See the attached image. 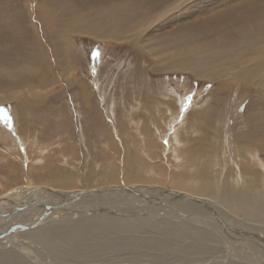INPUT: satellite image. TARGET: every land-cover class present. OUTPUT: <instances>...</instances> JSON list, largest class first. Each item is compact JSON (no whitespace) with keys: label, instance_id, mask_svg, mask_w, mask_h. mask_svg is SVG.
<instances>
[{"label":"bare ground","instance_id":"6f19581e","mask_svg":"<svg viewBox=\"0 0 264 264\" xmlns=\"http://www.w3.org/2000/svg\"><path fill=\"white\" fill-rule=\"evenodd\" d=\"M191 2L194 4L191 5ZM223 2L227 3L225 0H86V4L79 5L77 11L69 10L76 14L75 19L71 20L65 14L68 17L61 15L62 21L49 18L47 10L39 3L36 6V16L33 8H28L27 12L25 5L22 11L16 9L10 14V18L4 10L0 12V33L3 32L2 36L5 35L10 40L25 38L34 44L37 40L34 36L36 31L32 30V26L36 28V22L33 21L35 18L41 20V28L50 38L52 32L58 33L61 30L59 22L67 20L66 32L69 35H87L105 40L106 43L121 40L139 56L141 53L154 55L169 52L160 58L163 65L155 64L153 70L164 72L170 67V71H187L196 79L216 83L211 93L216 96V102L220 103L218 94L227 89L230 83H237L238 89H253L256 93L252 105H244H247V128L241 129L236 136L232 134L231 138L233 144L238 139L246 142L245 147L242 143L241 146H233L231 143L232 151L241 148L239 154L244 159L236 167L235 163L239 161L237 157L222 154L224 158L222 157L219 169L215 166L221 163L220 159H208L212 163L211 171L216 173L213 178H200L205 173L196 171L183 174L170 166L163 170L160 169L162 167L158 168V164H150L151 161H148L143 169L149 167L162 174L160 177L150 171L153 176L144 180L143 175L140 176L142 170L130 165V161L127 163L130 156L125 152L126 160L122 161L121 170L128 185L126 187L120 186L122 182L115 172H109L106 177L114 183L103 187L101 183L106 179L97 177L98 182L92 185L86 177H82L83 182L78 185L73 176L60 180L57 184L50 185L51 187L18 186L10 191L7 188L8 191L0 195V264H264V159L260 157L264 153V0H242L236 6H223L219 12L195 20L194 14L199 6L213 5L212 8L215 9ZM88 3L97 8L86 9L84 6ZM20 6L22 7L21 4ZM180 18L189 20L177 26L178 30L169 27L172 31L168 35H160L159 27L168 26ZM21 19L25 20L28 29L22 27L24 25ZM8 22L13 27L10 34L2 27ZM223 26L227 30L220 34L219 30ZM150 30L154 33L158 30V34L160 33L158 38L152 39L155 40L153 42L148 41L150 38L146 39L152 37ZM67 34L63 33V36ZM206 35L211 38L207 39ZM38 43L40 45L39 40ZM61 47L64 58L72 61L75 56L69 58L68 41L61 42ZM41 55L45 57L44 54ZM55 56L58 58L59 55L56 53ZM44 60L46 59L43 62ZM0 71L7 76L3 72L4 67ZM88 92L85 93L88 95ZM8 93L3 94L0 101L12 99L11 93ZM246 96H241V99ZM203 103L205 109L203 105L202 110L198 107L200 109L195 112L190 108L184 119L187 126L181 124L182 132H186L189 126L188 132L195 134L200 124L193 126L190 123L192 120L194 123L201 120L204 123L202 118L206 116L209 107L207 100ZM109 110L113 115V108ZM190 112L194 113L193 116L197 115L200 121L196 120L197 116L196 119L191 117V121L187 120ZM222 115L224 118L227 116L222 112L220 118ZM224 118L214 120L218 126L213 130L218 134L211 139L212 145L218 136V140L225 139L223 135L226 132L221 126L225 123ZM110 119L114 123L116 118ZM244 123L243 121V125ZM181 134L176 138V145L169 144L168 149L163 152L164 156L172 153L180 168L187 160L185 155L192 152L191 143L201 140L192 135L181 137ZM157 137L161 140L164 134ZM143 139L146 140L144 137ZM253 139L256 144L249 145ZM201 143L208 142H195V148L198 149ZM249 148L253 149L252 152ZM144 150L147 160H150L152 157L149 159L148 156L151 149L144 147ZM194 153H189V156L193 155L190 159L195 158L196 163L200 157L196 158L198 156ZM205 161L207 160L201 157L199 163ZM205 166L197 167L204 171L208 169ZM168 170L170 178L166 176ZM162 176L168 178L169 184L160 183ZM125 196L131 198L125 199ZM137 196L139 197L133 200Z\"/></svg>","mask_w":264,"mask_h":264},{"label":"rangeland","instance_id":"374dc122","mask_svg":"<svg viewBox=\"0 0 264 264\" xmlns=\"http://www.w3.org/2000/svg\"><path fill=\"white\" fill-rule=\"evenodd\" d=\"M212 1L215 2V0ZM225 1L227 3H220L222 5L215 9L212 8L213 5H210L211 9L210 6L203 7V5L202 7L199 6L198 9L194 8L197 9V13L194 14L196 19H194L207 18L217 13V11L219 12L223 6H236L242 0ZM56 2L55 0H13V2L11 0L1 2L0 0V12L4 10L3 12L8 13L7 15L10 18L12 16L10 14H13L16 9L22 11L23 5H25L24 8L27 9V12L28 8L30 10L33 8V14L36 16L38 13L36 6L39 3L43 9L47 10L46 14L49 18H58V21H62L61 15L66 16V18L69 15L71 20L75 19L76 14L70 11H77L79 5L86 4V0H56ZM51 4L54 5L51 6ZM192 4L194 3L191 2ZM16 5H19L22 9L19 6L17 8ZM84 7L86 9L97 8V6H92V3L91 5L88 3ZM56 14L57 17H55ZM47 16L46 18H48ZM187 20L189 19L180 18L175 23L172 22L168 26L159 27L158 30L161 31V34H159L166 36L172 31L169 27L176 30L177 26L182 25ZM21 21L24 25L22 27L28 29L29 26L25 20L21 19ZM33 21L36 22V28L32 26V30L36 31L34 36L37 37V40H35L37 45L33 44L30 39V41L25 40V38L10 40L7 36H2L3 32L0 33V69L3 70L4 67L3 72L7 73V76H5L0 71V97L8 92L12 94H10L12 99H9V101H0V195L18 186L22 188L32 185L34 187H39V185L51 187L50 185H55L60 180L70 179L73 176H75L74 181L78 185L82 184V177H86L92 185L98 182V178L106 179L104 183H101L103 187L105 184L111 185L114 183L106 177V173L109 172L113 174L115 172V175L119 176L122 182L120 186L126 187L128 185L124 180V172L121 169L122 161L126 160L127 153L130 156L126 160L127 163L130 161V165H135L137 169L142 170L140 176L143 175L144 180L158 172V170L149 169V167L143 169V165L148 161H151L150 164L152 162H154L152 164H158V168L162 167L160 169L163 170L170 166L174 168V171H182L183 174H192L195 171L203 172L205 176L200 177L203 179H210L216 175L211 171L210 164L212 163L209 161L211 159H220L221 163L215 166L218 169L222 165L225 154L232 158L237 157L239 161H235V166L240 165V162L244 159V156L239 154L241 148L239 147L235 151H232V149L235 145L239 144L241 146V143L245 147L246 142L243 139H238L233 144L231 138L232 134L236 136L241 129L247 128L248 121L245 113L247 112V103L252 105L253 97H256L253 89L241 90L242 88H237V83H230L227 86V89L230 87L228 91L224 89L222 93L218 94L219 103L216 102L214 93L211 95L212 88L213 86L215 88L216 83H211L206 79H196L187 71L174 69L170 71V67L164 72L153 70L155 64L163 65L160 58L165 57L164 54L169 52H160L154 55L141 53L142 55L139 56L138 54L135 55L129 46L121 40L110 39L112 41L106 43L105 40H97L87 35H69L66 32L67 20L59 22L61 30L59 29L58 33L52 32L50 38L43 32L41 20L35 18ZM2 27L9 34L13 31L10 22ZM158 30L155 33L150 30L149 33H153L152 37H146V39L150 38L149 42L155 41L152 39L159 37ZM226 30V26H223L219 32L224 34ZM63 33L67 34L65 36L67 38L63 36ZM206 38L209 39L211 36L206 35ZM65 40L70 44L69 54L71 57L69 58L75 56L72 61L66 60L63 56L61 42L63 43ZM40 51H43V53H40ZM55 51L59 55L58 58L61 57L60 59L56 58ZM170 52H173V50ZM36 53H38V57ZM41 54L45 56V63ZM85 92H88V95ZM243 95L247 96L241 99ZM247 98L249 99L247 100ZM176 100L180 102L178 103ZM205 100L208 102L209 109L206 116L202 118L204 123L202 120H198L197 115L193 116L194 113L190 112L187 120L191 121V117L196 119L197 116L196 120L200 122L194 123V120H192L190 123L193 126H196L197 123L200 125L197 124L198 128L195 134L188 132L189 126L186 132H182V125H186L184 119L190 108H193L192 112L200 109L202 105L204 108L205 104L203 102ZM245 103L246 106H244ZM112 108L114 117L109 110ZM222 112L228 116L224 118L222 115V118L226 119L224 125L221 124L226 132V135H223L225 139L218 140V136L216 140L220 144L218 145V142L215 141L212 145L210 143L211 139L215 134H218L213 130L214 127L218 126V123H215L214 120L222 119L220 118ZM201 116L203 117V115ZM110 117L116 118L113 119L114 123ZM243 121L245 122L244 125ZM93 126L95 127L93 128ZM180 133H182L181 137L192 135L195 138H201L199 141L209 143H201L196 149L195 142L199 141H193L191 143L193 149L189 153L195 152L194 154L198 156L196 158L200 157V160L195 163V158L190 159L194 156H189V153L185 152V154L187 153L185 155L187 160L184 161L182 168L175 162L173 154L169 153L170 151L167 156H164L163 153L166 148L168 149L169 144L170 146L176 145V138ZM162 134H164V137L160 140L157 136H162ZM149 139L151 140L147 141ZM226 139L228 143H226ZM255 144L256 140L253 139L249 145L254 146ZM148 145L151 147H147ZM221 146L222 148H220ZM144 147L151 149V154L148 156L149 159L152 157L150 160H147L148 158L144 154L146 152ZM224 147H226V150ZM249 150L253 149L249 148ZM263 155L264 153L260 157L264 159ZM201 157L207 161L199 163ZM201 165H206L209 170L203 171V168L197 167ZM150 171L153 174L150 175ZM169 171L166 175L168 178L171 177ZM157 177L159 178L156 175ZM168 178L162 176L160 183L169 184ZM128 198H131V196H125V199Z\"/></svg>","mask_w":264,"mask_h":264},{"label":"water","instance_id":"95a60500","mask_svg":"<svg viewBox=\"0 0 264 264\" xmlns=\"http://www.w3.org/2000/svg\"><path fill=\"white\" fill-rule=\"evenodd\" d=\"M183 197H186V195H182Z\"/></svg>","mask_w":264,"mask_h":264}]
</instances>
